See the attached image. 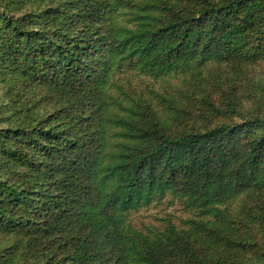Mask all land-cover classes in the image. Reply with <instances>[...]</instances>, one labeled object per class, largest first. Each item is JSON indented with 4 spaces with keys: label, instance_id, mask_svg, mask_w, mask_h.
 Wrapping results in <instances>:
<instances>
[{
    "label": "trees",
    "instance_id": "trees-1",
    "mask_svg": "<svg viewBox=\"0 0 264 264\" xmlns=\"http://www.w3.org/2000/svg\"><path fill=\"white\" fill-rule=\"evenodd\" d=\"M257 68L264 0H0V264H264Z\"/></svg>",
    "mask_w": 264,
    "mask_h": 264
},
{
    "label": "rangeland",
    "instance_id": "rangeland-1",
    "mask_svg": "<svg viewBox=\"0 0 264 264\" xmlns=\"http://www.w3.org/2000/svg\"><path fill=\"white\" fill-rule=\"evenodd\" d=\"M252 76H256L258 79L262 78L264 81V68L253 69ZM139 79H142L140 84L142 82L149 84V79ZM253 79L257 81L256 78ZM138 83V80L133 81V88L137 92H141L144 89V85L139 86L140 84ZM158 85H160L159 82L156 83V86ZM189 215L190 212L185 209L181 201L168 195L162 200L156 201L150 207L131 214L130 219L135 226L143 230L147 228H162L171 222L180 225Z\"/></svg>",
    "mask_w": 264,
    "mask_h": 264
}]
</instances>
